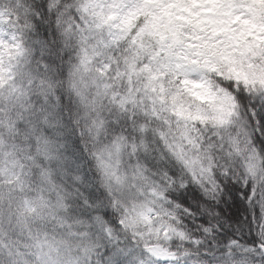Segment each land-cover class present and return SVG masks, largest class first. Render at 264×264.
<instances>
[{
	"label": "snow or ice",
	"instance_id": "snow-or-ice-1",
	"mask_svg": "<svg viewBox=\"0 0 264 264\" xmlns=\"http://www.w3.org/2000/svg\"><path fill=\"white\" fill-rule=\"evenodd\" d=\"M0 264H264V0H0Z\"/></svg>",
	"mask_w": 264,
	"mask_h": 264
}]
</instances>
